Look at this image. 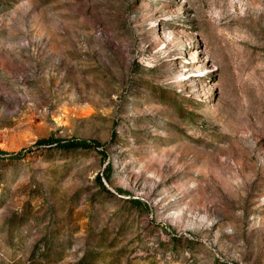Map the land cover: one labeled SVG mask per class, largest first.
<instances>
[{
  "label": "rangeland",
  "instance_id": "1",
  "mask_svg": "<svg viewBox=\"0 0 264 264\" xmlns=\"http://www.w3.org/2000/svg\"><path fill=\"white\" fill-rule=\"evenodd\" d=\"M0 151V264H264V0H0Z\"/></svg>",
  "mask_w": 264,
  "mask_h": 264
},
{
  "label": "trees",
  "instance_id": "2",
  "mask_svg": "<svg viewBox=\"0 0 264 264\" xmlns=\"http://www.w3.org/2000/svg\"><path fill=\"white\" fill-rule=\"evenodd\" d=\"M38 145H51L56 144L62 148L74 149V148H90L92 147L91 144L85 140H39L37 142ZM0 155L4 158H8L10 160L18 159L22 156V151L16 153H6L0 151Z\"/></svg>",
  "mask_w": 264,
  "mask_h": 264
}]
</instances>
